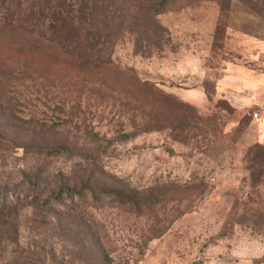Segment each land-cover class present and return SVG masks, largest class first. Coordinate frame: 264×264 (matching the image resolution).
I'll list each match as a JSON object with an SVG mask.
<instances>
[{
    "label": "rangeland",
    "instance_id": "obj_1",
    "mask_svg": "<svg viewBox=\"0 0 264 264\" xmlns=\"http://www.w3.org/2000/svg\"><path fill=\"white\" fill-rule=\"evenodd\" d=\"M245 11L264 0H0V264H264Z\"/></svg>",
    "mask_w": 264,
    "mask_h": 264
},
{
    "label": "crops",
    "instance_id": "obj_2",
    "mask_svg": "<svg viewBox=\"0 0 264 264\" xmlns=\"http://www.w3.org/2000/svg\"><path fill=\"white\" fill-rule=\"evenodd\" d=\"M251 13V12H250ZM248 12H244L247 17H252V20H245L246 23L239 29V34L244 37L245 45L243 52V59L252 60L254 63V68H249L246 66H239L238 71H234L232 66L230 68L224 64L220 67L223 71V76L228 72V68L231 71L228 75L230 77L236 76V81L233 79V82H236L238 87L243 91L249 92L251 91L253 94L260 93L264 91V16L259 17L256 14H250ZM253 30L251 34L249 29ZM241 55V54H240ZM236 72V73H235ZM225 82V87L220 93H226L225 90H229L227 84L230 82L226 80V78H219V83ZM200 86V85H197ZM203 88L201 87H193V90L200 91L202 93Z\"/></svg>",
    "mask_w": 264,
    "mask_h": 264
},
{
    "label": "trees",
    "instance_id": "obj_3",
    "mask_svg": "<svg viewBox=\"0 0 264 264\" xmlns=\"http://www.w3.org/2000/svg\"><path fill=\"white\" fill-rule=\"evenodd\" d=\"M140 83H145V82L142 80V81H140Z\"/></svg>",
    "mask_w": 264,
    "mask_h": 264
}]
</instances>
